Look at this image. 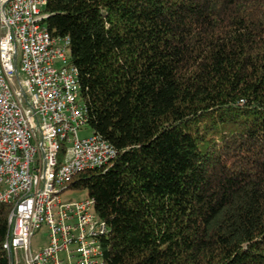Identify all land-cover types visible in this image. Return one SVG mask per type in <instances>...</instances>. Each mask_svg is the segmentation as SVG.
Instances as JSON below:
<instances>
[{
	"label": "trees",
	"instance_id": "obj_1",
	"mask_svg": "<svg viewBox=\"0 0 264 264\" xmlns=\"http://www.w3.org/2000/svg\"><path fill=\"white\" fill-rule=\"evenodd\" d=\"M93 133L106 264H264V0H48ZM11 205L0 203V264Z\"/></svg>",
	"mask_w": 264,
	"mask_h": 264
},
{
	"label": "built area",
	"instance_id": "obj_2",
	"mask_svg": "<svg viewBox=\"0 0 264 264\" xmlns=\"http://www.w3.org/2000/svg\"><path fill=\"white\" fill-rule=\"evenodd\" d=\"M48 0H0V203L11 205L10 264H106L108 226L90 196L64 201L77 173L116 157L88 123L68 37L51 34ZM42 225L47 245L34 251Z\"/></svg>",
	"mask_w": 264,
	"mask_h": 264
},
{
	"label": "rangeland",
	"instance_id": "obj_3",
	"mask_svg": "<svg viewBox=\"0 0 264 264\" xmlns=\"http://www.w3.org/2000/svg\"><path fill=\"white\" fill-rule=\"evenodd\" d=\"M92 132L93 131L90 126H86L80 130V136H88ZM87 197H89L87 190L72 187L67 188L62 194V198L64 201H78ZM48 242L49 230L45 225H42V227L38 231H36V233L32 237L33 250H38L39 248L47 245Z\"/></svg>",
	"mask_w": 264,
	"mask_h": 264
}]
</instances>
